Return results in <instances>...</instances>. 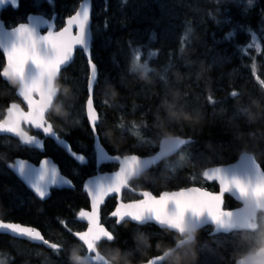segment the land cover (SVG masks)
<instances>
[{
	"label": "trees",
	"instance_id": "1",
	"mask_svg": "<svg viewBox=\"0 0 264 264\" xmlns=\"http://www.w3.org/2000/svg\"><path fill=\"white\" fill-rule=\"evenodd\" d=\"M49 1L20 0L17 11L0 13V21L11 27L23 22L28 13L37 11L46 16L57 14L65 18L72 14L71 7L77 2ZM257 1L254 7L237 8L232 3L223 1L202 5L199 0H127V3L123 0H93L94 42L91 53L98 66V78L102 80L97 83L95 90L107 94L117 106L102 110L97 108L102 120L99 131L104 147L109 152L128 151L139 155L156 149L137 147L131 138L122 137L117 127L120 121L130 127L133 123L146 125L141 127L140 132L155 144L158 143L155 136L158 131L162 135L175 134L194 141V147L190 149L192 162L187 165V169L178 172L174 179L164 181L165 176L158 172L159 167L154 169L157 172L155 181L158 183V191L203 185L205 181L201 175L202 168L232 162L249 145L257 159H264L260 155L264 150V87L261 86V81H264V0ZM117 9L121 12L117 13ZM200 10L203 14L214 16L219 23L216 25L205 14L201 15ZM188 26L192 28L191 43L184 45V51L181 52V36ZM229 32L234 35L225 39ZM252 33H255L260 45L259 52L255 46L247 47L251 43ZM153 34L155 39H152ZM130 41L133 46H141L144 51L142 59L146 60L150 51L158 53L149 62H154L151 72L156 77L147 86L139 79L133 80L136 72L131 71ZM124 51L127 52L125 56ZM2 66L0 56V68ZM165 68L167 72L164 71ZM85 71V60L81 53H77L73 63L63 71L59 80L60 94L75 93V78ZM162 75L165 76L163 80ZM232 91H237L239 98L232 97ZM78 95L80 102L83 97L86 98V90ZM210 95L217 101L215 105L208 102ZM166 98L168 103H165ZM11 99V88L0 79V114ZM173 102L186 107L187 112L182 118V124L178 121L172 132L164 133L157 127L160 119L157 109L167 115L168 104ZM244 107L249 112L241 113L242 120H233L232 113L240 112ZM120 108L123 110L122 119ZM69 112L71 115L67 116ZM58 113L66 116H61L62 122L67 129L72 128V133L89 136L85 121L81 120L76 125L77 114L75 118L71 107L69 111V101ZM56 116L59 120L58 115ZM71 202L70 200V204ZM236 205L230 198L225 199L227 209ZM62 212L63 208L60 206L47 217L52 223V213ZM43 218L45 217H35L40 221ZM163 232L160 235H147L141 240L132 234L129 225H124L117 234L114 247L132 253L127 262L138 261L171 246V234ZM209 232L210 229L206 228L197 233V253L187 258L184 264H200L205 258L207 264L235 263L237 257L232 251L226 250L230 249L229 244L225 248L214 246L216 251L221 252L220 259H212L207 253L197 251L202 246H212ZM2 248L0 245V250ZM105 254L109 253L105 250ZM16 262L17 258L12 264Z\"/></svg>",
	"mask_w": 264,
	"mask_h": 264
},
{
	"label": "snow or ice",
	"instance_id": "2",
	"mask_svg": "<svg viewBox=\"0 0 264 264\" xmlns=\"http://www.w3.org/2000/svg\"><path fill=\"white\" fill-rule=\"evenodd\" d=\"M123 2L127 3V0ZM253 2L254 0H247L249 8L253 6ZM6 5L18 9L19 0H0V7ZM45 25L46 31L42 33L41 28ZM191 34L192 28L186 27L180 40L181 52L184 51V45H190ZM233 35V32H229L225 39ZM152 39H155V34ZM93 42L89 0H84L75 14L69 16L58 30L42 15L29 14L25 21L10 29L0 22V56L3 60L0 77L15 87V95L26 105V110L17 102L7 107L6 114L0 119V134H11L18 137L24 145L41 147L37 135L29 134L30 129H35L37 133L42 132L46 137L54 139L81 164L85 162L86 157L75 153L65 140L57 136L52 120L55 119L53 110L62 111L58 85L63 71L73 60V53L81 49L88 56L87 98L81 111L86 115L91 130L95 158L98 161H117L119 168L111 175L95 176L83 185V190L90 200V211L81 209L77 216L80 221H86L87 229H69L79 241L78 244L70 246V254L76 257L77 264H110L105 250L109 254L118 252L119 259L127 264V259L132 254L114 247L118 239L117 234L101 221V205L108 196H113L117 201L116 208L111 213L115 218V225L131 222L142 227L154 223L174 237V244L161 255L148 259L146 264H184L192 251L195 234L209 226L212 235L223 234V238L217 242L231 246L226 250L232 251L238 257L235 264H264V159L258 160L250 145L240 153L236 163L210 167L201 172L205 181L218 185V192H210L201 187H186L177 191H162L155 195L150 190H140V198L123 201L122 196L127 191H135L139 187V184L134 182L148 174L153 166L158 168L163 163L165 170L170 172L183 167V164L191 159L189 149L194 147V141L175 134L162 135L161 131H158L155 133L158 151L147 158L137 154H126L122 157L109 154L100 140L99 128L102 120L94 104V89L99 82V72L90 52ZM129 45L132 54L131 71L143 72L145 75L151 73L149 62L158 53L150 51L148 58L142 61L141 46H133L131 41ZM253 46L260 51L255 33H252L251 43L247 47ZM171 66L170 63L169 67ZM164 71L167 72V68ZM161 79H165V76L162 75ZM261 86L264 87V81H261ZM231 96L239 98V93L232 91ZM208 102L213 105L217 103L211 95ZM165 103H168L167 98ZM186 112V107L174 102L168 104L167 115L157 109L160 116L157 121L158 129L164 133L172 132L177 126L176 122L182 124ZM248 112L249 109L244 107L240 112L232 113V119L242 120L241 113ZM119 127L124 128L123 122ZM141 127L146 125L133 123L132 131L142 143H147L146 138L141 135ZM260 155L264 157V150ZM173 156L179 159L170 160ZM9 168L41 200L49 196L52 187L73 186L72 181L66 179L48 159L42 160L38 169L22 159L9 164ZM226 195L234 198L240 207L226 210L223 206ZM63 223L67 227L66 222ZM0 231L46 245L60 257L59 264H64L65 258L62 254L69 245L50 242L35 227L0 222ZM140 239L143 240L142 235ZM70 254L67 256L68 264H71ZM0 264H4V261L0 260ZM200 264H207L206 258L202 259Z\"/></svg>",
	"mask_w": 264,
	"mask_h": 264
},
{
	"label": "flooded vegetation",
	"instance_id": "3",
	"mask_svg": "<svg viewBox=\"0 0 264 264\" xmlns=\"http://www.w3.org/2000/svg\"><path fill=\"white\" fill-rule=\"evenodd\" d=\"M0 70H2V67ZM4 83L11 88L12 99L7 103L0 114V119H3L7 107L13 102L20 103L21 107L26 110V107L15 95V87L8 82ZM57 113L53 110V116L55 117V119L52 120L54 131L57 136L67 142L75 153L83 154L86 157L85 162L83 164L79 163L54 139L46 137L42 132L37 133L35 129H30L29 134L37 135V138L41 141V147L27 146L20 143L17 137L0 135V222H14L24 226L35 227L41 232L45 239H48L50 242L69 245V248L62 254L65 258L64 264H68L67 256L70 254V246L79 243L69 229L72 231H85L87 229L86 221H80L77 216V213L81 209L90 211V200L83 190V185L92 176L115 172L119 165L110 162L102 163L97 166V159L94 155L93 138L90 131L87 137L82 133H72L73 130L71 127L70 129L64 127L65 124L62 122V119H56V115H59ZM82 120L86 122L85 117ZM102 146L104 147L103 144ZM152 147L154 148L156 146ZM156 150L157 147L154 151L151 150L150 153L144 152L142 155H137L145 157L153 154ZM107 152L113 156L119 155L121 157L130 154L128 151L114 153L107 150ZM17 159L27 161L33 168H39L40 162L44 159H48L50 163L57 166L60 173L66 179L72 181L73 186L68 187L65 185L52 187L49 190V196L45 200H41L21 181L12 169L9 168V164ZM154 169L155 167L153 166L148 174L141 177L138 182H134L138 183L139 187L136 188L135 191H127L122 196L124 202L140 198L138 194L135 193L140 190H150L153 194L159 195V191L156 189L158 183L155 181L157 172L155 171L156 169ZM212 188L215 189L214 186H212ZM70 200L72 201L71 204ZM116 204L117 201L113 196L107 197L105 203L101 205L100 212L102 223L107 228L114 229L116 234H119L121 227L124 225H129L132 234L138 239H140L141 235L144 239L147 235H160L164 233V230L159 229V227L153 223L142 227L135 226L131 222L128 224L115 225V218L111 216V213L115 210ZM60 206L63 208V212L61 214L52 213L53 220L51 223L47 215ZM23 215L26 216L25 219ZM35 217L45 218L42 219V222L35 219ZM63 222H66L67 227H65ZM2 239L3 241L1 242ZM171 241L172 244L175 243L173 236L171 237ZM0 245L3 247L0 250V260L4 261V264H12L16 258L17 262L15 264H59L60 262V257L46 245L41 243L35 244L27 239L0 234ZM196 247L197 244L195 240L192 245V251L187 258L197 253ZM164 251L165 250H162L159 253L149 255L138 261L127 262V264H140L146 262L149 258L161 255Z\"/></svg>",
	"mask_w": 264,
	"mask_h": 264
},
{
	"label": "rangeland",
	"instance_id": "4",
	"mask_svg": "<svg viewBox=\"0 0 264 264\" xmlns=\"http://www.w3.org/2000/svg\"><path fill=\"white\" fill-rule=\"evenodd\" d=\"M48 3L50 2L49 0H46ZM220 1H223V2H225V3H232L235 7H237V8H240V7H244V8H246L247 6H248V4H247V0H199V3H201L202 5L205 3V4H208V3H210V2H212V3H214V4H216V3H219ZM79 2V0H77V2H76V4L74 5V6H72L71 7V10L72 11H74L75 10V8H76V6H77V3ZM256 3H258V1L257 0H254V2H253V6L252 7H254L255 5H256ZM201 10H204L203 8L201 9ZM201 10H200V13H201V15H203L204 16V14L207 16V18H209L210 20H212L216 25H217V21L218 20H215L216 18L214 17V16H211V15H209V14H207V13H204L203 14V11L201 12ZM37 12H39V11H37ZM98 11H96V13H97ZM116 12L118 13V12H121V10H116ZM65 20V18L64 17H60L59 18V20L57 21V26L58 27H60V26H62L63 25V21ZM200 26H201V24H200ZM204 30L206 29V28H203ZM143 53H144V51H142ZM126 53L127 52H123V56H125L126 55ZM142 53V55H144ZM142 60H145V58L144 59H142ZM154 62H151V63H149L150 64V67H153V64ZM87 69H86V71H85V73L84 74H82L80 77L79 76H77L75 79V81H76V88H74V91H75V93H72L71 95L69 94L68 95V93H65V92H61V94L59 95V101L60 102H62V106L64 105V104H67V102L69 101V111H70V107H71V110H72V113H73V115H75L74 117L76 118V114H77V121L75 122L76 123V125L78 126V123H80L81 122V120L84 118V114L82 113V111H81V107H82V105H83V103H84V101L86 100V98H84L83 97V100H81L80 102H79V95H78V93L79 92H81V91H83V90H85L86 89V79H87ZM134 76H133V80H137V79H139V80H141L142 82H144V83H146L145 85L147 86V83H150L151 81H154V78L156 77L155 75V73H149V74H147V75H145L143 72H136L135 74H133ZM99 79V82L98 83H100L101 81H100V78H98ZM147 80H148V82H147ZM152 84V83H151ZM81 85L83 86V87H81ZM74 87V86H73ZM147 91H148V89H147ZM78 92V93H77ZM96 93V94H95ZM101 91H98V90H95L94 89V102H95V105H96V107L97 108H99V110H102V109H104L105 107H108V108H115V107H117L115 104H113L112 103V100L109 98V96L107 95V94H105V93H101ZM86 97H87V95H86ZM68 99V100H67ZM71 103V104H70ZM115 103V102H114ZM120 111H121V114L122 115H120V118L122 119L123 117V113H122V108H120ZM57 114H59V113H57ZM67 116H70L71 114H70V112L69 113H67L66 114ZM61 116L63 117V118H66V116H63V115H58V117H59V119H62L61 118ZM122 121H120L118 124H117V127H118V129H119V134L122 136V137H129V138H131L133 141H135V146H137V147H141V148H143V149H146V150H149V149H152L153 147L152 146H155V142L153 141V140H151V139H149L147 136H145L142 132H141V135L143 136V137H145L146 138V140L148 141L147 143H142L138 138H137V136L133 133V131H132V127H130V126H127V125H125L124 123V128L123 129H121L120 127H119V124L121 123ZM189 152H190V149H189ZM190 156H191V159L188 161V162H186V163H184L183 164V167H181V168H179V169H177V170H175L174 172H170V171H166L165 170V167H164V164H162V167H161V170L163 171V176H165V179H164V181L165 180H167L168 178H170V177H172V176H174L176 173H177V171H179V170H181V169H183V168H185V167H187V165L189 164V163H191L192 162V159H193V157H192V154H191V152H190ZM179 158L177 157V156H174L172 159H170V160H172V161H175V160H178ZM223 238V236H216V237H214V238H211L212 239V246L210 247V246H202V248H199V249H197V251L199 250V252H201L202 254L203 253H207V255L209 256V257H211L212 259L214 258H216V259H220L222 256H221V252L219 251H216V248H214V246L215 247H221V248H225L226 247V245L227 244H223V243H218L217 242V240L218 239H222ZM177 264H179V262H177Z\"/></svg>",
	"mask_w": 264,
	"mask_h": 264
},
{
	"label": "water",
	"instance_id": "5",
	"mask_svg": "<svg viewBox=\"0 0 264 264\" xmlns=\"http://www.w3.org/2000/svg\"><path fill=\"white\" fill-rule=\"evenodd\" d=\"M84 2V0H80L79 1V3H78V6H77V8L75 9V11L78 9V7H79V5L81 4V3H83ZM89 4H90V32L92 33V26H93V23H92V11H93V6H92V0H89ZM19 7H20V0H19ZM19 7H18V9H19ZM6 8H11L13 11H17L18 9H13L12 7H10V6H4V7H0V11H3V10H5ZM75 11L73 12V14L72 15H74L75 14ZM29 14H34V15H41V14H37V13H29ZM29 14H27V16L29 15ZM26 16V17H27ZM43 16V15H42ZM56 17H57V15H53L50 19H48V18H46L45 16H43V18L45 19V20H47V22L49 23V24H52L53 26H54V28L56 29V26H55V20H56ZM68 18V17H67ZM66 18V19H67ZM66 19L64 20V23H65V21H66ZM3 23V22H2ZM64 23H63V25H64ZM4 24V23H3ZM10 29V28H9ZM46 31V25L45 26H43L42 28H41V32L43 33V32H45ZM93 35V34H92ZM91 46H92V44H91ZM77 51L78 52H81V54H82V56H83V58L85 59V62H86V69H87V72H88V75H89V68H88V56L83 52V50H81V49H77L74 53H73V60H72V62L74 61V59H75V55H76V53H77ZM90 52H91V47H90ZM72 62H71V64H72ZM70 64V65H71ZM69 67V66H68ZM68 67H66V68H68ZM88 77V76H87ZM1 79H2V81H4V82H7L4 78H2L1 77ZM86 92H87V84H86ZM59 94V93H58ZM17 97V96H16ZM18 99H20L19 97H17ZM21 102H22V100H20ZM23 103V102H22ZM24 105V104H23ZM10 106V105H9ZM25 107H26V105H24ZM97 112H98V110H97ZM5 114H6V111H5ZM99 114V113H98ZM85 119H86V123H87V126H88V129H89V131L91 132V130H90V127H89V125H88V122H87V118H86V115H85ZM0 135H10L11 136V134H0ZM14 137V136H13ZM18 138V137H17ZM192 140V139H191ZM93 146H94V142H93ZM158 151V150H157ZM153 155V154H152ZM240 155V154H239ZM150 156V155H149ZM149 156H145V157H142V158H147V157H149ZM238 159H239V157L234 161V163H236L237 161H238ZM116 163V164H118V162L117 161H112V160H109V161H98L97 160V163H96V165L97 166H99L100 164H102V163ZM234 163H231V164H234ZM119 165V164H118ZM228 165H230V164H228ZM228 165H223V166H228ZM214 167H216V166H214ZM119 168V167H118ZM38 169V168H37ZM207 169V168H206ZM118 170V169H117ZM116 170V171H117ZM113 173V172H112ZM112 173H107V174H99V175H111ZM96 176H98V175H96ZM95 176H92L90 179H93ZM89 180V179H88ZM87 180V181H88ZM209 182V181H208ZM210 183H212V182H210ZM177 191V190H176ZM218 191H219V188H218ZM217 191V192H218ZM135 193H137L138 194V192H135ZM226 196H229V195H226ZM108 197H111V196H108ZM235 203H238L234 198H232L231 196H229ZM107 198V197H106ZM239 204V203H238ZM224 206V205H223ZM238 207H240V204H239V206ZM237 208V207H236ZM235 208V209H236ZM232 210H234V209H232ZM154 224V223H153ZM210 227V226H209ZM160 229V228H159ZM0 234H4L2 231H0ZM6 235H8V236H10V237H15V236H13V235H11V234H6ZM216 235H219V234H216ZM223 235V234H222ZM210 236H214V235H212L211 233H210ZM15 238H20V239H27V238H21V237H15ZM27 240H29V239H27ZM30 242H32V243H35V244H40L39 242H33V241H31V240H29ZM158 256V255H157ZM155 257V256H154ZM151 258H153V257H151ZM151 258H149V259H151ZM235 262V261H234ZM140 264H146V262H143V263H140Z\"/></svg>",
	"mask_w": 264,
	"mask_h": 264
},
{
	"label": "clouds",
	"instance_id": "6",
	"mask_svg": "<svg viewBox=\"0 0 264 264\" xmlns=\"http://www.w3.org/2000/svg\"><path fill=\"white\" fill-rule=\"evenodd\" d=\"M108 258L110 260V264H124V262L119 259L118 252L114 254H108ZM69 259H70L71 264H77V260L74 255L70 254Z\"/></svg>",
	"mask_w": 264,
	"mask_h": 264
}]
</instances>
